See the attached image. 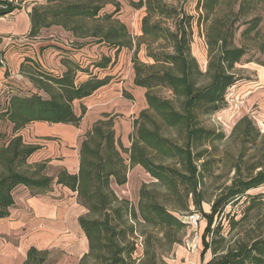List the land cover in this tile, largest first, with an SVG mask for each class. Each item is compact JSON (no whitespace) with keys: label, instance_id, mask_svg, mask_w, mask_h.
I'll return each instance as SVG.
<instances>
[{"label":"trees","instance_id":"1","mask_svg":"<svg viewBox=\"0 0 264 264\" xmlns=\"http://www.w3.org/2000/svg\"><path fill=\"white\" fill-rule=\"evenodd\" d=\"M186 2L131 1L134 9H143L135 38L118 16V0H47L31 7L27 36L59 26L76 43L54 44L62 56L60 73L24 59L20 71L35 91L8 85L0 93V218L17 194H35L56 183L75 191L85 209L77 221L87 250L78 264H167L185 234L183 217L193 212L205 219L198 243L201 264H264V191L251 193L264 186V131L247 115L235 122L228 136L238 146L232 175L210 195L207 185L220 160L217 143L225 135L203 120L225 105L227 90L240 79L236 64L253 48L264 52L258 10L264 0H196L195 14L185 9ZM108 4L113 9L102 11ZM15 8L0 0V16ZM194 28L206 46L204 70L191 51ZM88 39L114 57L122 49L132 52V81L143 89L145 106L132 119L127 146L116 138L113 115L102 113L80 138L77 172L61 169L50 176L49 159L30 161L40 146L26 142L19 131L34 121L77 126L85 107L81 103L77 114L73 102L115 80L114 58L81 53V42ZM140 50L145 60L138 57ZM247 146L257 155L244 168ZM134 166L151 177L140 185L136 204L111 185L124 184ZM49 254L30 246L22 264H47Z\"/></svg>","mask_w":264,"mask_h":264},{"label":"crops","instance_id":"2","mask_svg":"<svg viewBox=\"0 0 264 264\" xmlns=\"http://www.w3.org/2000/svg\"><path fill=\"white\" fill-rule=\"evenodd\" d=\"M29 11L28 9H14L0 16V61H2L0 64V93L8 85L18 87L11 80L13 76L7 75L6 63L3 60H9L13 64V72L23 80L21 84L27 86H32V84L21 73L20 65L28 57L38 61L44 69L53 73H60L64 69L60 63L62 57L60 51L54 47V44L63 45L54 40H45L40 43V49L35 56L29 55L28 51H24V53L17 51L12 45L8 46L7 40L11 36L29 40L39 38L40 34L36 37L27 36L30 28ZM9 19H11L10 22ZM49 51H53L57 55V68L47 67L44 63L43 59ZM23 54L25 57H22ZM113 67L110 70L112 74H114ZM132 77L133 73L130 67L128 77L113 80L82 101H74L73 110L75 113H80L81 103L85 107L77 126L34 121L22 128L19 134L23 139L28 143L40 146L30 156V161L49 159L47 167L50 176H55L61 169H65L69 173H76L79 165L80 138L91 124L101 117L102 113L113 115L116 138L119 139L122 146H127L128 135L132 129V119L145 106L143 89L133 85ZM126 85L130 88L127 89ZM131 88L142 94V102L140 101L135 106H133L134 99ZM125 93L131 98L126 97ZM134 111L136 113H133ZM19 188L23 189L24 187L20 186ZM8 212L6 217L0 218V264H22L25 252L30 246L48 250L49 253L50 248L60 246L63 252L56 264H78L79 259L87 250L86 237L77 221L85 209L77 202L75 191L66 186L53 183L49 188L35 194H30L28 191L17 194L14 197V205L9 208ZM18 252H20L18 258L14 260L10 255H18ZM197 258L198 262L196 263L201 264L200 256ZM182 264H189V261Z\"/></svg>","mask_w":264,"mask_h":264},{"label":"rangeland","instance_id":"3","mask_svg":"<svg viewBox=\"0 0 264 264\" xmlns=\"http://www.w3.org/2000/svg\"><path fill=\"white\" fill-rule=\"evenodd\" d=\"M7 1H11L14 5H16L18 8L15 9L17 10H30L33 5L47 3V0ZM118 1L120 3V12L118 13L119 18L125 22L134 38L139 36L140 19L143 15V9H134L131 6V1L136 0ZM195 1L196 0H187L185 3V9L190 14L196 13ZM112 9L113 5L108 4L102 11H109ZM258 10L262 16L261 22L259 24L260 35H262L264 33V3L261 6H258ZM101 13L102 12H100V14ZM10 21L11 19H9V22ZM241 29L242 28H240L239 31ZM239 31L235 36L236 43H239ZM45 40H54L56 43L62 44L65 47H69L71 43H76L74 42L75 40L72 41L73 39L69 36V34L59 26H51L48 29H43L40 32V36L37 40L22 39L11 36L7 42L8 46L12 45L15 50H19L22 53H24V51H28L29 55L35 56L37 51L40 49V43H43ZM81 43L84 44L81 49V53L84 55L90 57L107 55L112 59H115V64L113 65L114 69L112 70V72L115 74V80H119L121 77H128V72L131 67L130 58L132 55V52L129 49H122L119 54H117V57H114V52L108 50L104 45L96 44L94 41L89 39L84 40ZM191 51L193 56L198 61L201 69L204 70L207 61V51L203 36L198 33L196 28H194ZM77 56H79V54H77ZM22 57H25L24 54ZM138 57L140 60H145L143 50L138 52ZM249 58L251 61H247ZM43 60L47 67L57 68L58 66L57 55L54 54L53 51H49ZM82 61L85 62V60ZM3 62L6 63L5 67L7 68V75L11 74V76H13V79L11 80L16 85H18L20 89L27 92L35 91L33 86L21 84L23 80L19 79L16 76V73L13 72V64H11L9 60H3ZM261 62H264V52H260L256 50V48L249 50L247 55L242 58L240 63L236 64L240 79L227 90L225 94V105L218 111L203 118L206 125L214 127L217 131H222L225 135L224 140L217 143V154L220 157V160L214 169V175L211 177L210 182L207 185V192L210 193V195L213 193L214 188L219 183L227 180L232 175L231 164L233 163L234 156L238 151V146L236 142L230 139L228 136L235 122L240 117L247 115L253 119L256 127L260 131H264V66L260 64ZM24 86L25 88H23ZM126 88L129 89L130 86L126 85ZM130 90L132 93V98L134 99L133 106L138 105L140 101L142 102V94L138 90H132V88ZM75 107H78L77 104ZM136 111L133 113H136ZM253 153L257 155L254 148L248 147L246 149V155L243 158L246 161V163H243L244 168L247 167L251 161H254L255 158H252ZM149 181H151V177L145 172V170L140 166H135L128 169L127 179L124 184L118 186L112 182L111 185L117 195L125 197L133 204H136L140 185L143 182ZM259 191H264V186L252 190L251 193ZM203 207L205 210H208V206L206 204H203ZM193 214L198 216V219L195 221L197 224L193 226L192 223L188 222L189 219L186 218V216L183 217V220L187 223V226L185 227V234L181 244L175 245L169 255L165 258L167 264H182L186 261H189V264H198L196 263L198 262L197 257L200 256L199 254L202 246L199 244L198 247L191 249L190 242L193 238H196L197 235L199 236L200 240V235L205 225V219L198 212H193ZM62 252L63 250L60 248V246L50 248V257L47 264H56L58 259L62 256ZM19 254L20 252H18V255L10 256L16 260ZM207 256L208 253L204 255V258Z\"/></svg>","mask_w":264,"mask_h":264},{"label":"built area","instance_id":"4","mask_svg":"<svg viewBox=\"0 0 264 264\" xmlns=\"http://www.w3.org/2000/svg\"><path fill=\"white\" fill-rule=\"evenodd\" d=\"M0 64H2V61H0ZM186 218L189 219L188 222L192 223L193 226H195L197 223L195 222L197 219H198V216L197 215H194L193 213L186 216ZM199 223V221H198ZM199 236L197 235L196 238H193L190 242V246H191V249H194L198 246V243H199Z\"/></svg>","mask_w":264,"mask_h":264}]
</instances>
